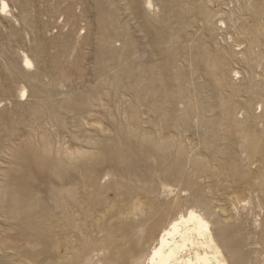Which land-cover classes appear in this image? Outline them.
I'll list each match as a JSON object with an SVG mask.
<instances>
[{
  "label": "rangeland",
  "instance_id": "1",
  "mask_svg": "<svg viewBox=\"0 0 264 264\" xmlns=\"http://www.w3.org/2000/svg\"><path fill=\"white\" fill-rule=\"evenodd\" d=\"M5 1L0 264H132L188 208L264 264V0Z\"/></svg>",
  "mask_w": 264,
  "mask_h": 264
},
{
  "label": "bare ground",
  "instance_id": "2",
  "mask_svg": "<svg viewBox=\"0 0 264 264\" xmlns=\"http://www.w3.org/2000/svg\"><path fill=\"white\" fill-rule=\"evenodd\" d=\"M149 6H151L150 2ZM0 12L10 13L9 5L5 0H0ZM24 64L33 67L31 59L27 56L24 57ZM25 96L26 91H23L22 97ZM237 198L236 196V200ZM238 202L242 203L236 201L237 204ZM212 229L208 219L193 208H188L184 213L178 212L166 224L158 227L157 236L143 260L132 264H228Z\"/></svg>",
  "mask_w": 264,
  "mask_h": 264
}]
</instances>
